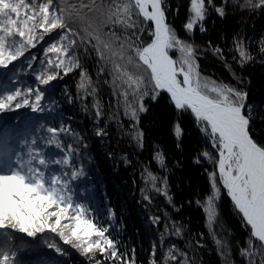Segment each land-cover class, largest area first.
<instances>
[{
	"label": "snow or ice",
	"instance_id": "snow-or-ice-1",
	"mask_svg": "<svg viewBox=\"0 0 264 264\" xmlns=\"http://www.w3.org/2000/svg\"><path fill=\"white\" fill-rule=\"evenodd\" d=\"M258 17L264 0H0V264H67L42 245L82 264H264V102L244 76L264 65V27H245ZM113 124L143 185L139 245L88 180L90 139ZM166 138L196 177L189 192L173 190L184 164Z\"/></svg>",
	"mask_w": 264,
	"mask_h": 264
},
{
	"label": "trees",
	"instance_id": "trees-1",
	"mask_svg": "<svg viewBox=\"0 0 264 264\" xmlns=\"http://www.w3.org/2000/svg\"><path fill=\"white\" fill-rule=\"evenodd\" d=\"M209 26L212 27L211 21ZM216 27H220V22L217 21ZM247 34L252 35L259 33V30L264 27V18H256L254 21H249L245 25ZM215 35V29L211 34H206L203 39L207 40L210 36ZM197 42H200L198 35ZM34 53L39 55V58H43L40 46L33 50ZM210 71L223 72L219 64H213L209 68ZM94 73V69H93ZM244 76L246 77L247 86L249 88L251 99L259 102H264V65L255 63L249 65L244 70ZM68 84L71 85L72 81L69 80ZM101 95L105 101L109 99L107 95V88L101 82ZM59 92V89H58ZM62 112L66 116H77L78 121L84 123H76V127L82 128L90 135V129L92 127V120L90 116H85L80 112L78 105H73L70 101H64ZM145 123H148L147 119ZM92 145L91 151L95 157L96 163L90 168L91 175L88 177L89 181H93L97 185V196L105 203L110 200L111 206L116 207L120 212L119 225H123L125 232L124 237L128 239L131 237L137 245L141 243V234L145 230L146 219L148 210L141 204V197L139 194V188L142 187L139 177V168L137 166H128L122 164L119 157L122 152L131 153L128 141L120 136L115 125L113 124L110 129V135L107 142L99 137L92 136L90 139ZM166 147L169 149L170 155L178 156L184 164L183 169H176L171 177L173 190L176 192H189L191 191L190 183L194 187L196 184V177L189 167V161L185 157H180L179 153L172 151L170 141L165 140ZM115 152L116 159H113L110 153ZM147 153H144L140 158L143 159ZM170 162H173L170 160ZM91 187V184H89ZM103 206V205H102ZM227 211V209H225ZM185 222L188 223L190 216V227L193 232L203 231V225L200 215L192 211L191 213L185 212ZM31 239V238H30ZM42 245V242H41ZM43 254L49 258L56 257L58 259H67V264H82V258L73 252L70 258L60 257L59 254L54 253V250L47 249L43 246ZM24 258L27 260L36 259L37 254H24ZM205 264L209 260L216 261L218 264V258L215 254L204 253Z\"/></svg>",
	"mask_w": 264,
	"mask_h": 264
},
{
	"label": "rangeland",
	"instance_id": "rangeland-1",
	"mask_svg": "<svg viewBox=\"0 0 264 264\" xmlns=\"http://www.w3.org/2000/svg\"><path fill=\"white\" fill-rule=\"evenodd\" d=\"M42 51V50H41ZM43 54V52H41Z\"/></svg>",
	"mask_w": 264,
	"mask_h": 264
}]
</instances>
